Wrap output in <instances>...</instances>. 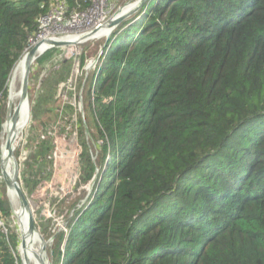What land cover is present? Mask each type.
I'll return each instance as SVG.
<instances>
[{
	"label": "trees",
	"instance_id": "trees-1",
	"mask_svg": "<svg viewBox=\"0 0 264 264\" xmlns=\"http://www.w3.org/2000/svg\"><path fill=\"white\" fill-rule=\"evenodd\" d=\"M53 4L0 0V171L9 79ZM126 26L91 72L99 175L53 264H264V0H149ZM16 249L0 229V264Z\"/></svg>",
	"mask_w": 264,
	"mask_h": 264
},
{
	"label": "rangeland",
	"instance_id": "rangeland-1",
	"mask_svg": "<svg viewBox=\"0 0 264 264\" xmlns=\"http://www.w3.org/2000/svg\"><path fill=\"white\" fill-rule=\"evenodd\" d=\"M75 1L73 8L79 11L88 7V0ZM131 1L138 4L141 0ZM126 5L120 7L123 9ZM135 14H131L130 18ZM109 36L105 35L103 39L85 45L75 44L72 48L64 47L67 44L55 47L35 60L29 75V107L24 126L20 122L24 114L21 93L25 65L22 78L17 70L20 62L28 55L24 54L30 53L37 44L34 37L29 39L24 57L21 56L22 59L9 79L7 99L3 103L1 151L11 129L15 132L11 141L19 167L17 181L30 203L37 231L34 234L38 237L36 243H30V252H36V249L39 251L43 240L47 264H53L50 249L54 241L60 233L69 231V223L78 218L79 211L81 213L85 209L99 175V146L102 142L98 141V132L93 122V99H90L94 95L96 78L92 82L91 95L89 84L91 72L97 67L100 53L109 42L106 41ZM86 54L88 57L83 63ZM15 115L17 117L13 120ZM91 164L97 166L96 177L94 181L86 183L83 173ZM12 167L14 174L15 165ZM9 188L3 178L0 181V195L9 210L8 215L3 212V220L8 237L16 238V250L21 264H29L27 255L21 253L23 230L20 217L23 211L19 200L10 196Z\"/></svg>",
	"mask_w": 264,
	"mask_h": 264
},
{
	"label": "built area",
	"instance_id": "built-area-1",
	"mask_svg": "<svg viewBox=\"0 0 264 264\" xmlns=\"http://www.w3.org/2000/svg\"><path fill=\"white\" fill-rule=\"evenodd\" d=\"M89 3L86 9H82L84 11H79L71 7L67 0H54L50 11L38 21L34 41L76 39L96 31L94 36L81 42L86 43L100 36L102 27L118 19L121 12L133 5L131 0H89ZM125 4L127 5L122 9L120 6ZM0 229L7 235V227L1 212Z\"/></svg>",
	"mask_w": 264,
	"mask_h": 264
},
{
	"label": "bare ground",
	"instance_id": "bare-ground-1",
	"mask_svg": "<svg viewBox=\"0 0 264 264\" xmlns=\"http://www.w3.org/2000/svg\"><path fill=\"white\" fill-rule=\"evenodd\" d=\"M137 7H138V5H134L132 7H129L128 9H126L123 12L122 16L132 12ZM105 35L109 36L110 33H108V34L102 33V35L98 36L97 38H102ZM94 39H96V38H94ZM91 40H93V39H91ZM91 40H89V41H91ZM53 43H66L67 45H65L64 47L68 46L69 48H72V47H74V46H72L73 43H76V41H74V40H57V41L56 40H45L42 43L35 44V46H34V48L36 47L35 52L32 53V51L34 49L33 48L30 53L24 54V55H27V54L28 55L25 56L24 60L20 62V66L18 67V70H17V73L20 74V78H22V70H23L24 65H25V73H24L23 81L21 79V81H22V93H21V95L22 96H23V86H24V83L26 81L28 69H29V72L31 73V66L33 65L35 60H37L47 50H49V45L53 44ZM28 93H29V91H28ZM23 101H24L23 102L24 114H23V118L21 119V122H20V125H22V126H24V124L26 123V118H27V108L29 107L28 95L26 97L23 96ZM28 115H29V113H28ZM11 132L12 131L10 129L8 131V138H7V140L3 146V155H4L3 160H4V164H5L4 176L6 177V179L10 183L12 182V179L14 177L13 167H12L14 163H13V159L10 155V151H9V149H7V144H8V142L10 143L11 150L13 151L14 147H13L11 140H12L13 135L15 133V132L14 133L13 132L11 133ZM9 189H10V196H12L13 199L17 200L18 199L17 192L12 187H10ZM20 209H22V211H23V213L20 217V223L22 224L21 227L23 230L21 253L23 252V254L25 253L27 255V261L29 262V264H37V262H39V264H47L45 261V249L46 248H45L43 242H42V247H41V249H39V251H38V249L35 248L36 252L35 251L30 252L31 251L30 243L31 244H32V242L36 243V241H38V237H37V235L34 234L35 231H33L31 229V219H32L31 211L26 210V209L22 208L21 206H20ZM39 244H40V242H39ZM22 246H23V248H22ZM41 255H42L43 259H42Z\"/></svg>",
	"mask_w": 264,
	"mask_h": 264
},
{
	"label": "water",
	"instance_id": "water-1",
	"mask_svg": "<svg viewBox=\"0 0 264 264\" xmlns=\"http://www.w3.org/2000/svg\"><path fill=\"white\" fill-rule=\"evenodd\" d=\"M146 2H147V0H141L139 2V4H138V7L135 10H133L132 12H130L127 16L120 17L118 20L108 23L107 25H105L104 27H102L100 31L101 32H106L108 30H112V29L116 28L119 24H121L123 21H125L126 19H128L131 14H133L134 12L136 13L139 9H141ZM95 34H96V31H93L92 33H89V34H87L85 36L77 37L76 39H74V41H76V43H73V44L81 43L83 40L88 39V38H91ZM65 44L66 43H53V44H50L49 45V49H52V48H55V47H62V45H65ZM35 50H36V47L33 49L32 53L35 52ZM29 75H30V72H29V69H28L27 76H26V81H25L24 86H23V96L24 97H26L28 95V91H29ZM16 117H17V115L13 116V120H15ZM7 149H9L10 155H11L12 159L14 160V165H15V169L14 170H15V173H14V177L12 179V182L10 183L6 179V177L4 176L3 147H2V162H1L2 175L4 177V180H5L6 184L9 187H12L17 192V194H18L17 196H18V200L20 202V206L22 208L30 211L31 207L29 205V202L26 199V197H25V195H24V193H23V191H22V189L19 186L18 181H17L19 167H18V163H17L16 158H15V152L13 153V151L11 150V145H10L9 142L7 144ZM31 229L33 231H36L33 217L31 219ZM42 242H43V244L45 246V243H44L43 240H42Z\"/></svg>",
	"mask_w": 264,
	"mask_h": 264
},
{
	"label": "clouds",
	"instance_id": "clouds-1",
	"mask_svg": "<svg viewBox=\"0 0 264 264\" xmlns=\"http://www.w3.org/2000/svg\"><path fill=\"white\" fill-rule=\"evenodd\" d=\"M148 2H149V0H147V2L143 5V7L141 8V9H139L137 12H136V14L132 17V18H128V19H126L125 21H123L121 24H119L116 28H114V29H112V30H108V31H106V32H108V33H110L111 34V32H115V30L116 29H118L119 27H121V26H123V25H127V27H125V29H127L128 27H130V26H132V25H134V24H136V23H140V22H142L143 20H144V16H145V14H146V12H147V4H148ZM139 4V3H138ZM138 4H135L134 2H133V5L132 6H134V5H138ZM132 6H130V7H132ZM129 8V7H128ZM127 8V9H128ZM126 10V9H125ZM124 10V11H125ZM123 11V12H124ZM123 12H121V14H120V17H123L122 16V14H123ZM129 14V13H128ZM128 14H126V15H124V16H127ZM119 17V18H120ZM118 18V19H119ZM118 19H116V20H118ZM115 20V21H116ZM103 33V32H102ZM102 33H101V35H102ZM107 33V34H108ZM113 33L109 36V38H108V40H106L107 42L108 41H110V38H111V36L113 35ZM35 38V37H34ZM104 38V37H103ZM103 38H96V39H93V40H91V41H88V42H92V41H97V40H100V39H103ZM68 40H74V39H68ZM84 41V40H83ZM82 41V42H83ZM88 42H86V43H88ZM37 44H39V43H42V42H36ZM86 43H78V44H80V45H85ZM73 45H75V44H73ZM105 46H106V44H105ZM105 46L103 47V49H102V51H101V55H100V57L102 56V54H103V51H104V48H105ZM50 50H52V49H49L48 51L50 52ZM48 51H46V52H48ZM2 173H1V171H0V177H1V181H3V175H1ZM94 181V180H93ZM1 212V211H0ZM2 213V212H1ZM2 215H3V213H2ZM4 217V216H3ZM68 233V232H67ZM7 235H8V232H7ZM6 235V236H7Z\"/></svg>",
	"mask_w": 264,
	"mask_h": 264
}]
</instances>
